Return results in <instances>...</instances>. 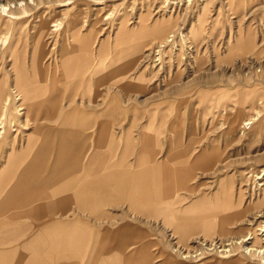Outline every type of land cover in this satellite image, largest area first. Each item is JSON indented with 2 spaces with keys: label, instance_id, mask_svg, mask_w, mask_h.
<instances>
[{
  "label": "rangeland",
  "instance_id": "obj_1",
  "mask_svg": "<svg viewBox=\"0 0 264 264\" xmlns=\"http://www.w3.org/2000/svg\"><path fill=\"white\" fill-rule=\"evenodd\" d=\"M4 1L11 3L10 8L0 7V35L6 40L0 50V80L5 83L6 96L13 87L12 52L22 57L24 69L31 74L34 39L41 24L46 29L40 38L48 51L42 63L49 71L61 70L60 54L64 46L72 50L74 41L84 42L88 38L90 87H80L72 102L62 101L54 120L75 110L72 116L75 120H90L81 125L82 134L88 137L90 145L98 137L116 141L114 160L130 140L129 163L143 153L142 139L146 144L152 143L155 131L161 152L145 151L154 159L166 153L174 135L188 139L192 133L191 148L182 143L181 149L172 150L168 156L173 169L175 157L189 152L185 163L193 167V177L188 183L190 189L183 190L185 196L192 198L198 191L212 199L215 193L226 194L230 185L234 206L245 210L242 216L230 222L231 231L227 234L215 232L205 236L199 233L182 241L161 215L128 209L133 217L121 222L133 224L142 235L126 247V253L139 252L145 246L151 264H214L219 260L261 264L257 259L244 257L238 247L231 257L215 255L192 261L179 258L174 249L176 245L191 249L201 245L203 240V243L210 239L224 241L228 236L239 239L249 236L250 231L258 234V239L263 237L257 229L264 218L256 216L264 211V203L257 199L258 195L261 197L260 184L264 181L261 172L264 169V125L257 126L250 134L251 124L242 129L238 124L229 131V120L235 116L230 112L236 108L242 109V120L250 118L255 111L261 115L257 120L264 115V0H166L167 3L165 0H0V3ZM17 1L22 4L17 5ZM10 11L18 13L16 18H12ZM166 18L173 21L174 27L170 30L176 32V37L161 47L158 39L127 42L115 38L122 22L125 25L122 33L136 34L141 24L145 31ZM53 24L56 26H51ZM239 29L243 34L250 31L254 35V47H234ZM210 33L212 38L207 37ZM192 34L205 37L194 40ZM119 41L127 44H118ZM50 74L48 72V76ZM66 80L72 81L71 78ZM224 101L227 107L223 106ZM24 107L21 112L26 111ZM224 109L229 110V115L223 113ZM8 111L10 119L18 117L21 122L32 120L30 117L35 115L29 110L28 119L23 114L17 116L14 105ZM223 120H226L225 129L221 126ZM25 127L28 129L27 125ZM29 127L31 129L32 125ZM28 132L15 133L10 129L7 136L0 139V162L8 151L19 147L20 138ZM204 149L213 155L211 166L206 168L196 161ZM176 151L181 155H173ZM199 185L202 187L196 190ZM186 199L176 205L184 208L189 204ZM192 219L194 217L185 222L194 221L202 224L201 228L205 227L206 219ZM30 222L31 219L24 217L17 223ZM115 226L117 224L111 227ZM171 253L176 258H171Z\"/></svg>",
  "mask_w": 264,
  "mask_h": 264
},
{
  "label": "crops",
  "instance_id": "obj_2",
  "mask_svg": "<svg viewBox=\"0 0 264 264\" xmlns=\"http://www.w3.org/2000/svg\"><path fill=\"white\" fill-rule=\"evenodd\" d=\"M42 42V53H34L33 47L31 74L24 69L22 57L12 52L13 85L14 65H19L21 75L27 77L20 88L31 94L30 97L23 92L26 113L31 107L30 111L35 115L30 121L28 117L24 120L29 132L20 138L19 147L8 151L0 162V264H151L145 246L139 252L126 253V247L142 235L133 224L121 222L126 217H133L128 209L146 215H161L182 241L193 234L206 236L230 232V222L243 215V210L234 206L231 186L226 194L215 193L212 199L198 191L188 199L183 190L190 189L188 183L193 177V167L185 163L189 152L175 157L173 169L169 165L168 156L172 150L181 149L182 143L187 148L192 147V133L188 139L174 135L166 153L160 159H154L145 151L161 152L155 131L152 143L146 144L142 139L143 153L129 163L130 140L114 160V139L98 137L90 145L88 137L82 134L81 125L90 120H75L72 117L75 110L54 120L62 101L72 102L80 87H90L87 77L90 39L74 41L72 50L67 48L68 57L61 50L59 72L49 71L42 63L48 54L47 46ZM127 42L119 41L118 44ZM68 59L72 63L64 68L63 61ZM39 61L41 63L37 64ZM34 66H39L40 70ZM48 72L52 75L48 76ZM3 88L6 93L5 86ZM63 91L68 93L62 94ZM173 155H181V152L176 151ZM211 156L204 149L196 161L206 168L211 166ZM201 187L199 185L196 190ZM185 198L189 204L184 208L176 205ZM16 206L22 209L19 211ZM221 210V214H215ZM6 212L7 215H3ZM24 217L32 222L18 224ZM191 217L206 219L205 227L201 228L202 224L198 222H185ZM114 224L117 226L111 227ZM101 226L103 231L99 229ZM170 256L176 258L172 253ZM214 264L240 262L219 260Z\"/></svg>",
  "mask_w": 264,
  "mask_h": 264
},
{
  "label": "bare ground",
  "instance_id": "obj_3",
  "mask_svg": "<svg viewBox=\"0 0 264 264\" xmlns=\"http://www.w3.org/2000/svg\"><path fill=\"white\" fill-rule=\"evenodd\" d=\"M92 1H96V0H92ZM16 3H17V5H21L22 4L21 1H19V2L17 1ZM165 3H167L166 0H165ZM65 4H62V5H65ZM10 5H11V3L9 1H6V2L4 1V3H0L1 9L2 8L6 9L7 7L10 8L11 7ZM17 14L18 13H15V11H10V15L12 16V18H16ZM142 20H143V18H142ZM51 26H56V24H53ZM172 27H174L173 21L170 18H166V19H162V20L156 22L155 25L152 26L149 30L143 31L146 28H144V26L141 24V26L139 27L138 32L136 34H133L132 31L130 33L128 31L126 33H122L124 28H125L124 22H122L119 25V29H118V31H117V33L115 35V38H123V39H126V40H130V39L131 40H136V39H144V40L158 39V41L160 42L159 45L161 47V45H165L168 42L173 41L175 39L176 32L174 30L173 31L170 30V29H172ZM45 29L46 28H45L44 24H41L39 26V28L37 29V33H36L37 35H36V38L34 39L35 40L34 53L35 52L39 53L40 51H42V48H43V44H42L43 42L42 41L43 40L40 38V35L42 34V32ZM237 35L238 36H237L235 44H234L235 48L254 47V45H255L254 35L250 31H247L246 34H243L241 29H239V31L237 32ZM203 37H205V36H203V34H197V35L196 34H192V39L195 38L196 40H199V39L201 40ZM207 37L208 38H212L213 37L212 33L208 34ZM190 38H191V36H190ZM5 43H6L5 37L3 35H0V50L2 48H4ZM44 45H46V44L44 43ZM63 49H65L64 50V54H66L67 57L70 56V55H67V53H66L67 52L66 51L67 47L64 46ZM40 53H42V52H40ZM44 53H45V51H44ZM40 61L37 62V64L41 63ZM33 63H35V60H34ZM63 63H64V65L68 66V65H70L72 63V61L70 59H68V60H64ZM17 66H19V65H17ZM17 66L14 65V69H13L15 71V73H16L15 86L13 85V87L10 89L11 93L9 92V96L5 95L4 88H3L4 87L3 81L0 80V104H1V106H2V102L4 103L3 108H1V110H0V137L3 136L4 134H6L10 129H11V131H14L15 133H21L22 132L24 134H25V131L27 130V128L25 127L26 125H25L24 120H22V122H21V120L18 117L15 120H12V119H10V117L8 115L9 114L8 110L12 107V105H14V107L17 108V116H19L18 114H23L25 116V118L28 117V114L26 113L27 110L24 111V112H21L22 110L25 109L24 101H23L24 100L23 99V95H24L23 92L25 90H22L20 88L22 86L24 80H27V77L24 76L23 74L21 75L22 67L21 66L17 67ZM35 67L38 70L39 66H34V68ZM41 68H42V66H41ZM39 70H40V68H39ZM42 74H43V72H42ZM54 79H55V77L52 78V81H54ZM40 82H42V81H40ZM26 92L27 91H25V93ZM27 93L29 94L28 96L31 95L29 92H27ZM11 95L15 96V98L12 96L14 98L13 99L11 97ZM24 97H25V95H24ZM40 100H42V99H40ZM18 101H21V102L19 103ZM222 103H223V106L227 107V103L225 101L222 102ZM28 107H30V106H28ZM36 107H35V109H36ZM30 108H29V110H32V108L31 109ZM39 110H40V108H39ZM45 111H46V108H45ZM228 111H227V109H224L223 113L226 114V115H229ZM239 111H240V114L238 113ZM42 113H43V111H42ZM47 113L48 112H46V114ZM233 113L235 114V116L232 117L229 120V123H230L229 125L231 126L229 128V131H233L234 127L238 126V124H239L241 129L245 128L248 124H251V129H250V132H249L251 134L253 132V130L257 126L264 125V115L262 116L261 120H257L258 117L261 116L258 111H255L250 116V118H248L246 120H242L243 117L241 115L243 114V112H242L241 108H236V109H234L233 112H230V114H233ZM38 115H39V112H38ZM225 121L226 120H223L222 123H221V126L223 127V129H225V127H224ZM22 126H24V127H22ZM210 159L211 160L213 159V155L209 158V160ZM219 159H220V157H219ZM261 172H263V174H264V169H262ZM260 185L262 186V189H261V192H260L261 193V197H260V195H258L259 197L257 196L258 197L257 199H258V201L264 203V181ZM247 210H249V209H247ZM242 212L244 214L245 210L243 209ZM256 217L264 218V211L260 212L259 214H257ZM257 230L259 231V235L263 236L260 239H258V237H257L258 234H255L254 231L253 232L250 231L248 233L249 236L241 237L239 239L238 238L237 239H233L234 237L229 238V236H228V238L225 239L224 241L220 240V239H218V240L210 239L207 242L205 241V243H203L204 242V240H203L201 245H197V246L194 245V246L191 247V249H186V248L184 249V248H181L179 245H176L175 249H174V252H175V255L178 256L179 258L192 261L194 259L197 260V259H202V258L205 259L207 257L210 258V257L215 256V255L219 256V257H222V256L223 257H228V256L231 257V256H233L232 254H233L234 250L236 249V247H238V248H241L244 257H246V258L249 257L252 260L253 259H257L261 264H264V220L261 221V224L259 225ZM227 233H228V231L225 232V233H222V234H227ZM205 244H207V246H205Z\"/></svg>",
  "mask_w": 264,
  "mask_h": 264
}]
</instances>
